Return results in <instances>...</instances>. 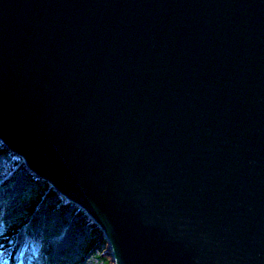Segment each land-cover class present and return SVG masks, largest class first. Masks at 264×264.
<instances>
[{
	"label": "water",
	"instance_id": "1",
	"mask_svg": "<svg viewBox=\"0 0 264 264\" xmlns=\"http://www.w3.org/2000/svg\"><path fill=\"white\" fill-rule=\"evenodd\" d=\"M0 139L115 264H264V0H0Z\"/></svg>",
	"mask_w": 264,
	"mask_h": 264
},
{
	"label": "rangeland",
	"instance_id": "2",
	"mask_svg": "<svg viewBox=\"0 0 264 264\" xmlns=\"http://www.w3.org/2000/svg\"><path fill=\"white\" fill-rule=\"evenodd\" d=\"M21 161L16 156L9 155L5 151H0V177H3L11 170H18L16 180L5 187L0 193V229L6 220L22 214L24 208L30 204L33 205L37 197L38 184L27 174L21 165ZM20 166V167H18ZM53 198V199H52ZM55 197L49 199L50 203L54 202ZM48 203V201L46 200ZM39 208H43L39 205ZM48 210V209H47ZM81 213V211L79 212ZM82 214V213H81ZM72 215L69 210L60 214L54 210L45 211L42 209L40 217L35 226H32L30 234L24 235L19 242V255L21 262L27 264L33 252L36 257L44 258V264H104L101 256L109 252L104 246L105 243L99 242V250L91 253H84V247L88 240L91 239L96 231L91 232V227L97 226L95 222L90 223L89 219L85 224L77 225L78 220L83 215ZM62 240V241H61ZM8 252V251H7ZM110 253H105L104 257L109 258L108 264H114ZM5 261V260H4ZM0 264H7L0 260Z\"/></svg>",
	"mask_w": 264,
	"mask_h": 264
},
{
	"label": "trees",
	"instance_id": "3",
	"mask_svg": "<svg viewBox=\"0 0 264 264\" xmlns=\"http://www.w3.org/2000/svg\"><path fill=\"white\" fill-rule=\"evenodd\" d=\"M0 151H7V149L1 143H0ZM28 175L32 179L34 178L37 179L36 181H33V182H36L38 184V181H39L38 177L32 174H29V173ZM13 180H14V176L12 175V173H9L8 175H6V177L1 178L0 179V192L4 187L9 186L13 182ZM41 188L42 186L38 185L39 192L37 194V197L35 198L34 205L31 200L30 204L24 208L22 214H18L14 218L6 220L3 223L2 228L0 229V255L5 254L3 256V260L7 259L10 264H17L20 262L21 258L19 257V254H18L17 240L22 234L27 233L29 231L28 229L31 228L29 227L31 218H33L34 221H37L38 215L40 214L39 209H42V208H39L40 204H43V206L47 208L48 210H54V211L59 212L61 215L63 212H66L67 210H69L70 202L68 200H66L64 197L59 195L54 189H49L48 194L44 198L42 197V194H41L42 192ZM50 196L56 197L55 202L53 203L46 202L47 198ZM72 213H76V209L72 210ZM85 220L88 221V218L80 219L81 222L79 221L78 223L83 224ZM89 222H91L90 219H89ZM94 230L96 231V234H95L96 236L88 240L84 248L85 253L89 252L90 250H93L97 241L103 240L102 232L95 225L93 227V231ZM104 255L105 253L102 254L103 257ZM109 260H110L109 258L104 257L103 263L108 264ZM42 263H43V259L41 258L35 259V257H33L32 260L29 261L28 264H42ZM76 263L77 262L73 264H76Z\"/></svg>",
	"mask_w": 264,
	"mask_h": 264
},
{
	"label": "bare ground",
	"instance_id": "4",
	"mask_svg": "<svg viewBox=\"0 0 264 264\" xmlns=\"http://www.w3.org/2000/svg\"><path fill=\"white\" fill-rule=\"evenodd\" d=\"M18 172V170H13L11 173L13 176H15V180H16V173ZM39 212H41V209H39ZM40 217V214H39ZM62 241V240H61ZM19 242H20V238L17 240V244L19 246ZM105 246V245H104Z\"/></svg>",
	"mask_w": 264,
	"mask_h": 264
}]
</instances>
